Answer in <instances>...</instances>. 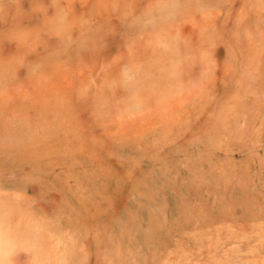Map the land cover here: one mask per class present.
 Listing matches in <instances>:
<instances>
[{"label":"bare ground","instance_id":"6f19581e","mask_svg":"<svg viewBox=\"0 0 264 264\" xmlns=\"http://www.w3.org/2000/svg\"><path fill=\"white\" fill-rule=\"evenodd\" d=\"M134 1L0 0V190L31 191L47 205L52 191L63 197L60 208L26 209L2 191L0 264H201L180 242L208 246L215 236L199 231L205 225L224 229L212 252L223 264H264V65L239 67L219 85L211 108L218 130L188 146L170 145L162 130L115 147L105 138L101 158L36 145L64 142L59 135L82 111L129 118L155 103L161 112L193 86L195 69L183 73L192 54L165 26L207 0H158L133 20ZM145 27L154 34L149 55L125 62L127 99L118 106L107 96L116 51ZM53 159L62 167L49 165ZM227 242L240 244L228 251Z\"/></svg>","mask_w":264,"mask_h":264},{"label":"rangeland","instance_id":"374dc122","mask_svg":"<svg viewBox=\"0 0 264 264\" xmlns=\"http://www.w3.org/2000/svg\"><path fill=\"white\" fill-rule=\"evenodd\" d=\"M157 1H134L131 7L132 19H138L146 11H155ZM263 24L264 3H258L257 0H207V3L202 6L197 5V1H194L187 15H183L178 21H173L165 26L171 35H178L180 49L183 52L189 50L192 54V65L190 67L184 66L186 68L183 70V73H185L186 70L195 69L194 84L190 86V89L186 88L183 94L165 100V109L161 112L158 110L159 108H156L155 103L148 110L135 113L129 118L126 115L113 113L94 117V115L90 116L88 112L82 111L79 114L80 117L75 121L76 127L69 131H63V134L59 135L64 142H60L58 137L54 136L51 137V140L40 141L36 145L46 148L48 151L58 150L63 147L69 151H75V156L94 153V155L96 154L101 158V152L107 148L104 142L105 138L109 145L111 144L115 147L118 142L117 139L139 138L154 130H162L168 134L170 145L180 144L188 146L197 138L205 137L208 134L210 136L211 132L218 130L215 126L216 124L213 123L211 111L214 102L212 98L213 92L222 83H230L235 80L238 77L236 71H238L239 67L264 65ZM142 30L139 35L133 33L128 46L119 47L116 51L115 90L109 91L107 96L112 99L118 97L119 100L115 101L116 105L119 104L118 106L123 102L122 99H127L121 84L125 62L131 58H142L145 60L150 52L146 49L147 40L154 34L147 30L146 27ZM131 54H133L132 57H130ZM184 63L186 65V62ZM186 75L187 73L184 74L185 78ZM225 108L230 109L231 106L226 104ZM235 108L237 107L235 106ZM252 113L255 114L256 112L253 111ZM140 114L141 116H139ZM80 119L81 121H78ZM93 139L99 142L103 140V147L92 145L91 141ZM252 139L256 141L257 135L254 134ZM209 144L218 145L219 141L216 140L205 144L207 145L205 146L207 150L209 149ZM222 144L224 143L221 142ZM179 154L182 156V153ZM182 157L184 158V156ZM111 158L116 159L114 156ZM48 164L54 166L53 168L55 169L62 167L54 159ZM207 164L209 163L204 157L199 164L198 170L200 171V167ZM183 166L185 165L183 164ZM223 167L227 171L231 170L229 166ZM223 167L221 166V168ZM228 177L227 179L231 178V176ZM69 181H73V178H70ZM70 184L73 185L72 182ZM0 193L1 196L3 194L8 199H14L12 198L13 195L19 197L21 199L19 205L26 209L40 207L60 208L63 204L62 194L57 191H52L49 197L48 195L46 196V198L48 197L49 205H47V200L42 199L40 195L38 196V194L31 191L27 194L26 190L18 191L5 187L4 190H0ZM17 193L18 195L16 196ZM239 229L240 227L236 226L233 229V231L235 230L233 235H237L240 232ZM223 230V228L215 226H201L199 231L214 234L215 240L208 242V246L207 243L196 245L192 238L185 236L186 238H182L180 244L195 255V259L200 261L199 263L201 264H223V258L213 257L212 254V252H215L214 244L220 240L216 234L220 233L223 237ZM226 244L225 250L229 251L240 243L236 245L227 242ZM170 257L173 259L174 255Z\"/></svg>","mask_w":264,"mask_h":264}]
</instances>
